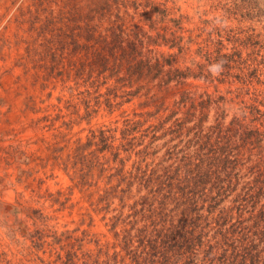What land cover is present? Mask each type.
I'll return each instance as SVG.
<instances>
[{"label":"rangeland","instance_id":"rangeland-1","mask_svg":"<svg viewBox=\"0 0 264 264\" xmlns=\"http://www.w3.org/2000/svg\"><path fill=\"white\" fill-rule=\"evenodd\" d=\"M252 241L264 264V0H0V264Z\"/></svg>","mask_w":264,"mask_h":264},{"label":"trees","instance_id":"trees-1","mask_svg":"<svg viewBox=\"0 0 264 264\" xmlns=\"http://www.w3.org/2000/svg\"><path fill=\"white\" fill-rule=\"evenodd\" d=\"M161 230H162V228H160L159 230H157V234H158V236H161V238H162V240L164 242H167V241H169V239L173 238L174 235L170 232L171 230H167V233L166 234H161L160 235ZM252 248H257V245H254L253 244V241L250 243V245L248 246V248H245L243 250V255H242V259L243 260L246 257L250 259V262H251L250 264H254V262H253V256H254V254L252 253ZM235 259H236V257L235 256L234 257L232 256V259H231L230 264H234V262H232V261H234ZM217 264H226V262L222 261V263L221 262H218Z\"/></svg>","mask_w":264,"mask_h":264}]
</instances>
